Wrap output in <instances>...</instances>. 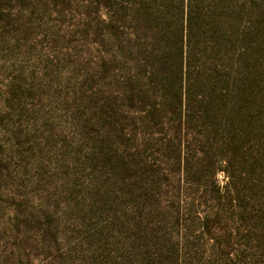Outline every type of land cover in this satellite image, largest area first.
I'll return each mask as SVG.
<instances>
[{
	"label": "rangeland",
	"instance_id": "374dc122",
	"mask_svg": "<svg viewBox=\"0 0 264 264\" xmlns=\"http://www.w3.org/2000/svg\"><path fill=\"white\" fill-rule=\"evenodd\" d=\"M234 5L235 59L217 62L245 50L246 69L191 78L262 112L252 143L216 145L180 126L181 76L131 19L0 0V264H264V0Z\"/></svg>",
	"mask_w": 264,
	"mask_h": 264
},
{
	"label": "trees",
	"instance_id": "16d2710c",
	"mask_svg": "<svg viewBox=\"0 0 264 264\" xmlns=\"http://www.w3.org/2000/svg\"><path fill=\"white\" fill-rule=\"evenodd\" d=\"M237 0H100L102 8L116 16L131 19L137 30L146 33L159 49L155 58L165 76H181L177 93L180 126H204L214 134L216 145L219 138L234 145L246 137L250 143L258 134L259 111L254 94L248 90L236 91L234 81L227 80V90H216L210 77L194 80L191 76L240 75L246 69L244 57L238 65L222 67L217 60L234 61L231 51L233 31L240 27L235 19L238 12L245 11V5L237 8ZM247 10V8H246ZM127 15V16H126ZM226 52L222 56V53ZM150 55L154 51L148 52ZM174 64L175 68H167ZM210 64V65H209ZM211 88V89H210ZM202 89H206L202 92ZM217 124L225 129L218 134ZM244 127L243 136L237 129ZM223 143V141H222ZM260 184V183H259ZM258 184V185H259ZM253 192V191H252ZM163 264H168L162 261Z\"/></svg>",
	"mask_w": 264,
	"mask_h": 264
}]
</instances>
